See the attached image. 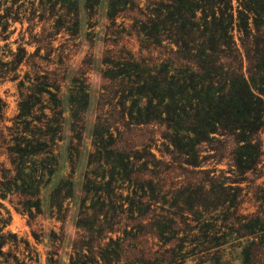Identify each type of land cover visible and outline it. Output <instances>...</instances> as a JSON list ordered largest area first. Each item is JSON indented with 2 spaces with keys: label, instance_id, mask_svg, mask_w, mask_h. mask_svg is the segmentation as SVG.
Instances as JSON below:
<instances>
[{
  "label": "trees",
  "instance_id": "trees-1",
  "mask_svg": "<svg viewBox=\"0 0 264 264\" xmlns=\"http://www.w3.org/2000/svg\"><path fill=\"white\" fill-rule=\"evenodd\" d=\"M59 1L40 0L37 6L24 7L18 4L21 0H0L1 32L17 20L35 26V18H49L48 11L53 17ZM95 1L85 0L83 9L94 10ZM106 1L107 19L114 24L123 13L132 12L131 26L139 41L165 43L173 58L147 62L126 53L105 60L103 77L117 81L116 116L125 129L106 117L97 116L92 122L87 167L98 163L104 169L99 180L90 177L93 171L84 174L75 221L80 233L71 244L70 264L175 262L171 259L180 246L165 251L171 253L169 258L159 259V252L142 249L140 236L127 235L124 224L133 222V228L140 229L157 219L154 235L163 238L166 230L158 221L163 217L156 212L158 199L171 200V208L164 210L166 217L186 220V254L192 264H233L230 256L223 257L234 249L239 264H264V0ZM74 14L79 15L75 4ZM65 23L59 17L55 31ZM27 54L20 47L10 70L34 55L26 58ZM34 80V91L20 95L12 126L1 125L7 104L0 98V155L7 161V165L0 161V197L10 196L14 208L31 219L41 213L43 203L47 210L61 209L63 201L74 195L73 181H52L60 153H55L56 134L64 124L70 133L65 151L71 161L78 153L86 125L83 113L89 106V93L80 79L71 80L66 116V109H60L56 73L36 70ZM43 93L53 105L47 107L50 114L36 118L34 107ZM154 123L164 128L172 161L189 173L174 188H166V176L154 170L163 162L151 151L122 144L125 130ZM116 179L128 183L125 198L118 192L121 187L115 186ZM8 223L9 217L0 214V264L37 262L27 240L21 252L17 234L4 230Z\"/></svg>",
  "mask_w": 264,
  "mask_h": 264
},
{
  "label": "rangeland",
  "instance_id": "rangeland-1",
  "mask_svg": "<svg viewBox=\"0 0 264 264\" xmlns=\"http://www.w3.org/2000/svg\"><path fill=\"white\" fill-rule=\"evenodd\" d=\"M39 1L21 0L18 4L30 7L31 3L37 6ZM95 2L96 7L91 11L83 9L85 0H61L57 3L54 11L51 12L55 15L50 17L48 11L46 17L49 18L41 21H38L39 17L35 18V26L27 20H24L23 23L17 20L11 23L5 33L1 32L0 26V98L7 104L6 119L1 125L12 126L16 121L19 112L18 106L21 101L20 95L21 93H32L33 89L31 90V88L33 82L35 83L36 70L40 74L51 73L52 71L56 73L61 84L59 92L60 109H66L65 116L68 114L66 108L69 101L68 89L74 85L71 81L72 78L80 79L86 85L89 93V106L83 113L86 125L81 143L77 146L78 153L72 157L71 161L65 151L68 142L67 136L70 133L65 131L64 124L59 133L56 134L58 150L55 153H60L52 167L55 170L54 180L52 181H58L59 179L73 181L75 184L74 195L63 201L61 209L54 206L53 209L47 210V203H43L41 213L32 219L29 218L27 213L14 208L9 201L10 196L5 199L0 197L1 217L3 219L9 217V223L4 230L17 234L18 240L22 241L21 252L25 251L24 241L29 242L31 249L35 250L39 258L37 262L33 261L31 264H70L71 244L80 233V230L75 226V221L77 220L80 198L83 196L80 189L82 183L85 182L84 174L93 171L89 174L90 177L99 180L102 169H104L98 166V163L87 167V153L92 151L93 147L92 122L97 119V116L101 119L106 117L112 124H120L121 130L125 129L116 116L119 111L117 105L118 88L114 85V82L117 84V81L103 77L102 72L107 69V65L104 63L105 60L109 59L108 57H122L126 53L132 54L135 58H146L147 62L173 58L170 47L166 46L165 43L159 46L150 43L143 45L139 41L140 37L138 38L136 30L131 26L134 16L132 12L123 13L124 17H118L113 24L105 14L107 1L97 0ZM141 3H145V0H141ZM74 4L78 9V16L74 14ZM61 16L67 23L63 25L64 27L61 30L55 31L54 25ZM20 47H24L28 54L34 53V55L28 57L27 54L28 64L22 62L17 69L10 70L12 69L10 62L18 55ZM51 89L55 91L54 88ZM38 98L34 110L36 118H41L42 113L50 114L47 107L53 104L49 101L50 96L46 93L38 94ZM35 123L37 122L35 121ZM163 132L164 128L157 123L132 126L129 130L124 131L122 144L127 146L138 145L137 148L140 151L143 147L151 151L156 160L163 162V165H159L154 170H158L162 176H166V188H174L175 183L185 181L189 173L180 170L177 163L173 162L168 155V145L163 138ZM5 133L7 132L5 131ZM73 142L76 143V141ZM149 160H152V158L149 157ZM0 161L6 162L7 165L4 154L0 155ZM151 168L153 166L150 164ZM46 179H48V176H45V181ZM127 185V182L123 183L121 180L116 179L115 186L121 187L118 192L123 194V198L128 193ZM48 199L47 196V201ZM167 199L169 200V197ZM17 200L16 197L12 198L14 203L18 202ZM158 200L156 207L160 208L156 212L161 213V216H163L159 217L158 221H161L160 224L164 228L163 230H166L163 238L154 235L155 227H152V225L155 226L157 219H155L156 221L150 220L147 226L140 229L139 227L133 228V226H136L135 223L125 221L127 235L136 234L140 236L139 241L142 249L145 252H159V254H156L159 259L162 256L169 258L171 253L165 251L173 246H180L178 250L179 248L181 250L177 253V257L171 259L175 261L172 264H192L191 257L186 254L188 241L186 220L177 215L166 217L164 210L171 208V200ZM89 202L88 197L86 206ZM175 210V207H173V212ZM33 232L38 240L34 237ZM8 249L7 246L4 248V250ZM35 253H32L33 258H35ZM25 254H27V251ZM228 256L231 257L233 264H239L238 249H234L230 253L227 251L223 259H229Z\"/></svg>",
  "mask_w": 264,
  "mask_h": 264
}]
</instances>
